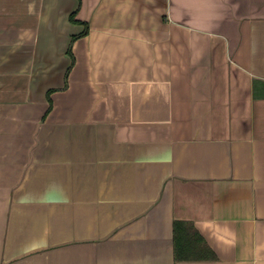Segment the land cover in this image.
Listing matches in <instances>:
<instances>
[{"label":"crops","instance_id":"crops-1","mask_svg":"<svg viewBox=\"0 0 264 264\" xmlns=\"http://www.w3.org/2000/svg\"><path fill=\"white\" fill-rule=\"evenodd\" d=\"M0 264H264V0H0Z\"/></svg>","mask_w":264,"mask_h":264},{"label":"trees","instance_id":"trees-1","mask_svg":"<svg viewBox=\"0 0 264 264\" xmlns=\"http://www.w3.org/2000/svg\"><path fill=\"white\" fill-rule=\"evenodd\" d=\"M174 236L177 260L193 261L215 257V253L209 247L204 237L190 221L176 220L174 224Z\"/></svg>","mask_w":264,"mask_h":264}]
</instances>
